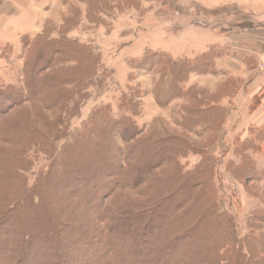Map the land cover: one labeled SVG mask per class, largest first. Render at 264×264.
<instances>
[{
	"label": "trees",
	"instance_id": "obj_1",
	"mask_svg": "<svg viewBox=\"0 0 264 264\" xmlns=\"http://www.w3.org/2000/svg\"><path fill=\"white\" fill-rule=\"evenodd\" d=\"M104 9L106 6L102 0H93L90 15L93 12L98 15ZM14 10L12 1L0 0V23ZM35 41L27 44L34 47L35 54L23 69L20 85H6L0 75V103L3 105L0 108V140L12 145L21 156L10 160L7 154L4 159L0 148V170L14 171L18 181L10 188L6 185L0 189V264L2 261L6 264H42L44 252L47 259L54 260L52 264H67L66 260L76 258V251L78 258L75 261L85 257L81 264H158L162 259L166 261L169 255L173 256L171 264H189L185 261L194 255V248L186 246H196L201 239L207 245L197 246L204 253L199 264H264L259 256L262 249L254 245L255 240L251 237L252 242L238 235L236 216L225 210L221 203L219 183L223 160L210 148L228 137L225 135L231 126V118L226 107L217 106L216 102L213 105L209 98L188 91L192 93L189 94L191 102L182 108V116L176 124L185 136L201 126L209 131L210 139L215 137L216 140L202 148L167 125L152 127L144 134L135 119L141 114L140 97L144 92L140 89L122 95L119 117H114L110 106H100L93 111L82 130L70 131L72 118L76 117L81 103L90 95L88 87L99 70L100 58L88 48L91 58L82 61L77 57L81 55L74 41L51 39L39 44ZM5 45L13 46L11 43ZM82 46L85 47L84 44ZM3 54L0 51L1 57ZM72 57L77 58V64L84 62L93 70L85 74V71L72 72L70 68H64V62L71 61ZM144 59L149 68L156 67L162 75L155 90L159 105L168 104L173 96L183 94L178 85L186 81L185 77L191 71L200 68L196 60L177 61L162 52L149 51ZM41 62L61 73L40 77L36 66ZM40 84L47 90L33 91L34 85ZM69 84L78 86L71 91L67 88ZM236 95L230 96V100ZM35 102L48 107L63 102L60 121L56 125L42 121L40 126L45 128V132L35 138L11 135L12 131L8 130L11 127L2 124L5 107ZM261 102V95L254 96L250 111H255ZM37 122L31 121L36 133ZM60 132L63 136H56ZM109 132L116 140L121 139L123 145L108 147ZM244 134L235 135L233 144H228L226 150V154H230L233 146V152L239 159L230 160L226 167L237 180H247L248 176L257 173L253 153L264 151V126H249ZM63 139V145L56 146ZM33 148L50 156L52 162L47 171L39 172L34 184L30 185L25 174L33 164L29 158V151ZM196 151L201 160L188 170L181 159ZM76 155L82 158L77 160ZM84 162H88L87 171L78 173L76 170L82 168ZM81 178L88 186L93 185L87 199L93 204L87 206L85 216L90 218L89 229L78 225V212L82 209L78 202L86 200L76 192L82 184L77 187L73 183L76 186L71 189L66 185L68 180ZM60 193L68 197L59 199ZM157 217L160 220L155 223ZM11 224L20 231L14 234L11 244L6 245ZM133 226H139L142 235L132 232ZM168 228L169 234L153 244V238ZM90 229L94 230L92 234ZM75 234L79 237L77 250L70 251L62 243ZM57 240L61 244H55ZM142 245L145 250L141 249ZM48 246L52 248L47 251ZM120 248L132 251L130 256L134 260H124L125 255ZM34 249L38 252L34 253ZM166 263L169 264H163Z\"/></svg>",
	"mask_w": 264,
	"mask_h": 264
},
{
	"label": "rangeland",
	"instance_id": "obj_2",
	"mask_svg": "<svg viewBox=\"0 0 264 264\" xmlns=\"http://www.w3.org/2000/svg\"><path fill=\"white\" fill-rule=\"evenodd\" d=\"M102 1L105 3L106 10L104 9V12L98 15L95 12L90 15L93 0H23L25 10L22 12V20L19 23L23 25V28L36 25L37 29L34 28L36 32L27 33L25 37L20 35L19 39L15 37L17 32L13 27L8 32L6 31L3 37H10V41L15 46H7L6 43H1L0 46V51L4 52L5 57L0 55V75L6 85L21 84L23 69L31 62V57L35 54L33 53L34 47L27 44L35 40L37 44L51 39L74 41L81 55L77 57L82 58V61L91 58L88 48L100 58L99 70L88 87L90 95L86 101L81 103L76 117L72 118L70 131L82 130L81 128L90 115L100 106H110L114 117H119L122 113L119 107L122 95L140 89L144 92L140 97L141 114L135 119L143 128L144 134H147L152 127L167 125L168 128L185 136L176 122L182 116V108L191 102L189 94L193 91L199 93L212 100L213 105L216 102L217 106L218 104L223 105L229 111L227 106L230 96L245 89L249 90L253 86L256 87L259 77L264 74V69L260 66L264 62V0ZM31 17L35 19L33 23ZM38 17L39 19H36ZM149 51L165 53L177 61L196 60L195 63L200 66L197 71L193 70L187 76L185 75L186 81L180 83L181 87L178 85L183 94L173 96L165 105H159L155 97L156 86L161 81L162 75L156 67L149 68V65L144 62V57ZM94 55L92 57H95ZM29 58L31 59L28 60ZM154 58L157 59L156 56ZM70 60L64 62V68H70L72 72L85 71V74H89L93 70L84 62L82 65L77 64L76 57ZM36 67L40 77L61 73L59 70L48 68L42 62ZM73 86L74 84H69L67 88L75 91L78 85ZM41 89L47 90L43 84H40L34 85L33 91L37 92ZM7 104L10 105V103ZM2 106L0 103V108ZM62 106L63 102L56 103L52 107L40 102L26 103L22 106H7L4 110L2 124L11 127L8 130L12 131L13 136L16 134L35 138L45 132V128L40 126L42 121L46 120L50 124L54 122L55 125L60 121ZM243 117L241 112H237L233 121L237 120L235 126L227 125L229 130L225 136L228 137H225L223 142L218 141L211 146L210 150L223 160L219 183L222 207L236 216L238 235L242 238L254 239V245L262 249V254L259 256L264 260V221H260L264 218V151L253 153L258 169L256 168L257 173L248 176L247 180H237L226 169L230 160L239 161L233 152V146L230 154H226V150H228V144H233L232 140L236 137L237 130L243 126V124L240 125ZM31 121H38V124L36 123L37 133L34 132ZM238 121H240L239 125ZM56 136L63 135L60 132ZM185 137L190 142L199 144L201 148L212 145L216 140L215 137L210 139L209 131H206L203 126ZM107 138L111 140L107 141L108 147L115 148L123 145V141L116 140L111 132L107 134ZM64 142L65 139L60 140L56 146H61ZM0 148L3 150L4 159L7 158V154L10 160L21 157L19 152L14 151L15 148L12 145L3 143L1 140ZM29 158L33 160V164L25 175L28 177L29 184L32 185L37 174L41 171L46 172L52 161L50 156L43 152L38 153L34 148L29 151ZM75 158L80 160L82 156L76 155ZM200 160L201 155L196 151L181 159V162L188 170H192ZM82 166L76 170L78 173L87 171L88 162L82 163ZM17 182L14 171L8 173L0 170V189L6 185L10 188ZM73 183L77 187L82 184L76 192L86 199L84 202H78L82 208L78 212L80 216L78 225L89 229L87 224L90 223V218L85 216L88 213L87 206L93 204L87 200L90 196L89 189L91 190L93 185L88 186L82 178L76 181H66L70 189L76 186ZM67 197L62 193L59 195V199ZM159 220L160 218L157 217L155 223ZM87 229L84 230L87 231ZM8 230L6 245L11 244L14 234L20 231L14 224H11ZM131 230L142 235L139 226H133ZM89 232L92 234L94 230L90 229ZM169 232L168 228L158 233L159 236L153 238V244ZM78 238V234L72 235L70 240H64L62 244L67 245L70 251L77 250L76 240ZM141 240L144 241V237L141 236ZM201 240L196 243V246H186L189 249L194 248V255L186 258L185 262L199 264L204 259V253L197 246L202 248L207 244L205 240ZM249 240L252 242L251 239ZM57 243L61 244L58 240L55 244ZM148 246L149 244L146 247ZM49 247L46 248L47 251L52 248ZM117 247L119 249V246ZM144 248L142 245L141 249ZM60 250L64 251L62 248ZM33 252L36 253L38 250L34 249ZM120 252L125 255L124 260L128 262L134 260V257L130 256L132 251L128 252L127 248H120ZM77 254L78 251L75 253L76 258L66 260L65 257L64 260L67 264L83 263L85 257L75 261L78 258ZM177 255L179 253L174 254V256ZM47 256L45 252L41 256L44 261L42 264H52L54 261L51 258L47 259ZM172 258L173 256L169 255L166 261L162 259L158 264L164 262L171 264L170 259ZM148 263L152 264V262L142 264ZM1 264H6V262L2 261Z\"/></svg>",
	"mask_w": 264,
	"mask_h": 264
},
{
	"label": "crops",
	"instance_id": "obj_3",
	"mask_svg": "<svg viewBox=\"0 0 264 264\" xmlns=\"http://www.w3.org/2000/svg\"><path fill=\"white\" fill-rule=\"evenodd\" d=\"M9 1H12L14 3L15 10L10 16L4 17L0 23V43H11L14 45V43L10 41L9 39L10 37L8 38H6V36L3 37V34L6 31L8 32L9 29H12L14 27V31L17 32V34H15L16 35L15 37L20 39V35L23 36L27 33L29 34L34 32L35 29H37L36 28L37 26L35 25L34 27L32 26L30 28L29 27L30 25H28V27L23 28V25L19 23V21L22 20V12H24L25 10L24 3L22 2L23 0H9ZM31 19L33 23V20H35L34 17H31ZM36 19H39V17ZM256 95L262 96L261 105L255 111H250L253 98ZM227 107H229L228 112L231 118L229 123L231 125L235 126V123H237V120L233 122L235 119L234 117L237 115V112H241L244 116L243 117L244 119L242 120L241 123L240 121H238V125L240 123V125L243 124V126L240 128V130H237L235 135L241 133L244 134L249 126L263 127L264 126V74H262L259 77L258 85L256 87L253 86V88L251 87L249 88V90L247 89L242 90L232 100L228 99Z\"/></svg>",
	"mask_w": 264,
	"mask_h": 264
},
{
	"label": "built area",
	"instance_id": "obj_4",
	"mask_svg": "<svg viewBox=\"0 0 264 264\" xmlns=\"http://www.w3.org/2000/svg\"><path fill=\"white\" fill-rule=\"evenodd\" d=\"M263 55H264V52H263ZM260 66H261L262 69H264V62H262V63L260 64Z\"/></svg>",
	"mask_w": 264,
	"mask_h": 264
}]
</instances>
